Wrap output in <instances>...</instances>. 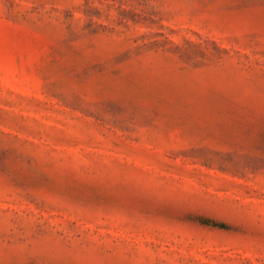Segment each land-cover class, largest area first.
<instances>
[{
    "label": "rangeland",
    "instance_id": "374dc122",
    "mask_svg": "<svg viewBox=\"0 0 264 264\" xmlns=\"http://www.w3.org/2000/svg\"><path fill=\"white\" fill-rule=\"evenodd\" d=\"M0 264H264V0H0Z\"/></svg>",
    "mask_w": 264,
    "mask_h": 264
}]
</instances>
